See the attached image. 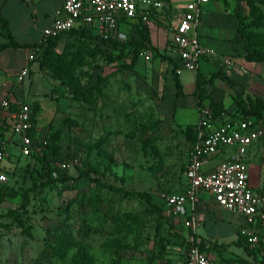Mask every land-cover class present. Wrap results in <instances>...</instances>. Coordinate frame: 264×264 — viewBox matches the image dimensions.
<instances>
[{"label":"rangeland","instance_id":"obj_1","mask_svg":"<svg viewBox=\"0 0 264 264\" xmlns=\"http://www.w3.org/2000/svg\"><path fill=\"white\" fill-rule=\"evenodd\" d=\"M4 1L0 0V6ZM16 5L9 0L2 14L16 17L9 27L20 41L24 40L21 32L32 33L36 21L31 16L33 24H29L24 14L16 15ZM29 5L33 7L32 2ZM255 5L253 13L247 1L243 43L264 51V0H255ZM121 33L125 35L121 42L135 38L131 29ZM165 38L158 49L169 56L168 44L163 46ZM37 43H31V52ZM146 50L150 62L139 55L128 68L133 47L122 50L98 38L63 35L53 54L41 53L32 59L39 62L41 74L52 87L31 104L40 158L22 157L18 148L11 147L15 161L8 169L7 182L0 183V264H184L187 230L180 219L168 209L160 213L141 197L103 185L148 193L155 205L164 204L163 193L182 189L194 141L189 128L197 119L196 99L190 92L192 85L183 89L186 94L171 95V88L177 89L172 65L166 70L155 51ZM179 68L184 79L196 74L183 70L181 64ZM251 74L243 82L250 93L232 95L229 111L241 98H264V73ZM99 77L104 78V96L94 95L90 102L76 96V91L89 89ZM33 79V90L44 92L39 77ZM176 97L177 108L167 106ZM3 124L9 127V122ZM62 162L70 165L62 173L65 180L41 186L47 181L41 175L46 173L43 164L59 167ZM249 165L255 178L264 175V142L258 147L257 161ZM13 189L20 194L12 197ZM26 189L33 190L23 206ZM12 210L16 215L11 216ZM227 217L225 222L218 219L214 229L238 232L240 220L232 214ZM61 237L81 244L86 260L74 259L78 247L71 246L64 253ZM261 247L257 252L246 247L254 264H264L263 238Z\"/></svg>","mask_w":264,"mask_h":264},{"label":"built area","instance_id":"obj_2","mask_svg":"<svg viewBox=\"0 0 264 264\" xmlns=\"http://www.w3.org/2000/svg\"><path fill=\"white\" fill-rule=\"evenodd\" d=\"M210 0H188L180 14L177 25L171 29L168 49L182 68L198 71L201 62L208 58L216 62L222 74L250 76V70L231 55L221 54L200 40L199 28L203 24L205 5ZM164 6L163 0H64L52 22L46 26L31 55L38 58L48 46L49 40L70 33L75 29L93 32L100 40H123V19L150 21ZM141 56L149 61L151 54L142 51ZM27 74L25 68L21 75ZM8 109L10 102L1 103ZM9 128L0 138V183L8 180L7 168L2 164L11 156L10 145L17 146L19 154L29 157L38 153L35 138L33 111L28 103H19L9 113ZM0 118V125L5 122ZM196 140L188 163L183 171L184 181L179 192L163 193L162 199L169 213L180 219L187 230V254L184 264H216L203 249V239L198 230L206 220V214L198 206L203 194H209L216 205L243 219L240 235L252 250L261 245V230L264 227V181L257 189L251 184V169L248 150L264 139V119L238 118L232 120L226 113L214 117L212 110L199 107ZM219 157L217 166L206 167ZM69 163L62 162L59 169L67 170ZM57 176V172L53 173Z\"/></svg>","mask_w":264,"mask_h":264},{"label":"crops","instance_id":"obj_3","mask_svg":"<svg viewBox=\"0 0 264 264\" xmlns=\"http://www.w3.org/2000/svg\"><path fill=\"white\" fill-rule=\"evenodd\" d=\"M8 1L9 0H5L0 6L1 14L7 6ZM187 1L188 0H163V8L157 12V14L154 15L150 21L146 22V24L151 28V45L157 48L161 47L159 41L162 37H166L165 40L163 39L164 47L169 43L171 38V29L177 25L180 14L182 13ZM14 2L18 4L16 5L17 7L14 8L16 15L18 13L24 14V16L29 19V24L30 22L33 24V21L30 20V17L32 16L36 22H34V27H31L32 33H30L28 29H25V31L23 30L21 32V37L24 40L18 41L13 36L17 42L24 44V47H7L0 51V118H5L7 122H10L7 116L16 109L19 103L24 102L31 106L33 102H36L41 98V95L47 94L52 87L51 81L41 74L44 72L40 70L39 62L36 60H31L32 48H30V46L32 45L31 43H35L37 40L39 41L43 29L52 22L56 11L62 6L64 0H14ZM29 2H32L33 7L29 5ZM247 8L248 6L246 0H210L209 3L205 5L203 24L199 28L200 40L204 45L214 48L221 54L235 57L240 63L247 67L251 73H264V62H250L245 59V46L243 39L237 30L240 17L247 13ZM2 16L8 20L9 25H12V20H15L16 18L15 16H10L6 13L5 15L2 14ZM0 24L2 25H0V42L6 43L8 42V39L3 35L4 28L3 22L1 20ZM120 27L122 31L131 29L127 26V24L121 25ZM90 34L93 37L96 36L93 32H90ZM134 34L136 35V32H134ZM65 35L66 37L69 36V34ZM3 38L5 40H3ZM143 51L150 53L148 50ZM167 57L173 58L175 61L178 60L172 54ZM162 61L164 63V67L167 68L166 70H168L169 65L171 64L173 72L175 62L171 63L169 61ZM145 62H150V60H145ZM176 66L178 78L182 84L183 92V89H185L186 86L192 85L190 92H192V94L195 96L194 93L196 91L197 75L198 73H202L206 80H210L212 78V81L207 83V87L213 99L217 102H222L227 108H229L230 104L232 103V95L242 91L250 93V90L247 89L246 86L244 87L245 83L243 82L245 77L252 78V75L243 76L234 74L231 77H225L222 74L219 65L208 58L201 62L198 71H194L196 74L192 77V79H189V77H186L185 79L182 78L180 76L182 71H180V63L178 61L176 62ZM25 68H27V74L22 76L21 73ZM183 70L186 69L183 68ZM35 76L36 78L39 77L38 80L42 81L43 85L45 86L44 92H37L36 90H33V78ZM162 84L163 90L167 91L165 84ZM177 92L178 90L176 89V91H174L173 87L170 90V94L172 93L177 95ZM195 99L197 119L193 124L196 126L199 117V107L197 105L198 100L196 96ZM4 100H8L10 102L8 109H4L1 106V103ZM163 101H165V98ZM167 106H173L177 108V97L172 99ZM235 108L236 106H233L230 112L234 111ZM8 130H10V128H7L5 124L0 125V138L5 137ZM263 142L264 139L249 148V164L250 161H257L258 147H260ZM11 147L18 148L14 145L9 146L8 150L11 157L2 164V166L7 169H9V167L12 166L15 161V155L10 150ZM219 159V157L214 158L206 168H215L219 162ZM263 181L264 175L261 177L259 176V178H255L254 173L251 170V184L253 187L259 189ZM198 209L199 211H202L206 214V220L200 226L198 235L203 239V249L206 251L208 257L214 261V263H255L254 256L250 253H247L248 250L246 247L249 249L251 248L246 243V240L241 237L240 230L236 233L230 234L221 233L214 229V223H217L218 219H222L225 222V220H229L227 214L232 213L218 207L209 194L202 195V200L198 206ZM221 212L223 213L221 214ZM236 217L240 220L239 227L241 228L243 225V219L239 216ZM261 238L264 240V227L261 230ZM241 247H244V251H240ZM261 248L262 247L260 245V247L254 251L257 252Z\"/></svg>","mask_w":264,"mask_h":264},{"label":"trees","instance_id":"obj_4","mask_svg":"<svg viewBox=\"0 0 264 264\" xmlns=\"http://www.w3.org/2000/svg\"><path fill=\"white\" fill-rule=\"evenodd\" d=\"M247 1L252 6L253 13H256L257 7L255 5V0H247ZM246 19H247V17L245 15H242L240 17V21H239L238 27H237L238 33L241 35V38L243 40H245L246 36H247V21H246ZM0 20L3 22V28H4L3 35L8 39V42H6V43L0 42V51L7 48V47H14V48L24 47L25 46L24 44H20L13 37L11 29L9 27L8 20L2 16L1 10H0ZM125 24H127V26L131 28L132 33L136 32V35L138 37L134 34L135 38L134 39L131 38V40H127L126 42H121L119 40H108V41L102 40V41H104L105 43H108L110 46H112L114 48L120 47L122 50H125L128 47L129 48L133 47L134 57H133V61L131 62V64L127 66L128 68L132 67L136 63L137 58L140 55V53L146 49H151V50L155 51L156 56L160 57L164 61H169L171 63L175 62L174 67H173V72H174L175 84H176V87L178 90L177 95L183 94L182 84H181V82L178 78V74H177L176 62L178 60L175 61L173 58H170V57L163 55L157 47L150 44L149 30L147 27L148 25L146 24V22L142 21V19H136V20L123 19L121 22V25H125ZM68 34L70 37L72 36L73 38L83 37V38H98L99 39L98 36L93 37L90 34V32L85 30V29H75ZM62 36L63 35L50 39L48 46L42 51V56H46L47 54H53L54 50L58 44V40ZM245 59L247 61H250V62H264V51L257 49L255 47H252L249 44H246V46H245ZM103 81H104V78L99 77V79L93 85H91V87L89 89H80L79 91H76L75 92L76 96L78 98L82 99L83 101H87V102H90L94 95H98L99 97L104 96ZM211 81H212V78L210 80H206V78L204 77V75L202 73H198L196 91L194 93L195 96L197 97V100H198V102H197L198 107L203 106V105H207L212 110L213 115L216 118H219L222 113H226L229 116V118L232 120H236L238 118L253 119V120L264 119V98L259 97V96L258 97L248 96L247 99L241 98V99L237 100V106L234 109V111L230 112L225 105H223L222 103L217 102L213 99V97L210 94L208 87H207V83H210ZM33 120H34V114H33ZM195 127L196 126L194 125V126H191L189 128V130L191 132H193L194 141L196 140ZM31 135L35 138V132L34 131L31 132ZM194 141H193V143H194ZM29 157H31V158L37 157V159H39L40 155H39V153H35ZM43 168L46 169V171H45L46 173H41V175L43 177H46L47 181H46V183L42 184L41 186H46V185L55 183L59 180H62V181L65 180L62 177V173H63V171H66V170H61L58 167H51L50 165L45 167L44 164H43ZM54 172H57V176H54V174H53ZM103 185L106 186L107 188L111 189V190L121 192L127 196L141 197L147 202V204H149L152 207H154L155 209H157L160 213L167 210L165 204H162V205L153 204L151 196L148 193L131 192V191H127V190H124L122 188H119V187H116L113 185H109V184H105V183H103ZM35 187H37V185ZM33 189H26L23 192V195H24L23 206H26L28 204L29 193ZM19 194H20V191L15 190V189H13L11 192L12 197H16ZM0 200H2V199L0 198ZM15 212L16 211H14V210L10 211L11 216L16 215ZM19 224H20V226L23 227V223L20 222ZM5 226L9 227L8 225H5ZM69 239L70 238H68V237H61L60 238V244L62 245V249H63L64 253L71 246L72 247H78V253L75 255L74 259L80 263L85 261L87 258V253L85 252L84 247L81 244H77V243L73 242L71 239L70 240ZM186 245H187V243H186Z\"/></svg>","mask_w":264,"mask_h":264}]
</instances>
